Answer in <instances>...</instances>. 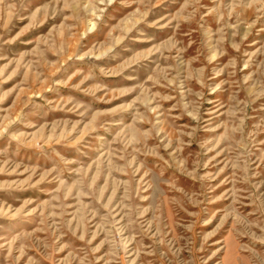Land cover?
I'll use <instances>...</instances> for the list:
<instances>
[{"label": "rangeland", "instance_id": "obj_1", "mask_svg": "<svg viewBox=\"0 0 264 264\" xmlns=\"http://www.w3.org/2000/svg\"><path fill=\"white\" fill-rule=\"evenodd\" d=\"M0 264H264V0H0Z\"/></svg>", "mask_w": 264, "mask_h": 264}]
</instances>
